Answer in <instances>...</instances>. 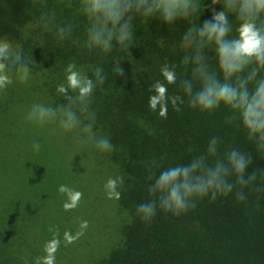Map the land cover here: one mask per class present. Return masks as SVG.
Here are the masks:
<instances>
[{
  "label": "trees",
  "instance_id": "trees-1",
  "mask_svg": "<svg viewBox=\"0 0 264 264\" xmlns=\"http://www.w3.org/2000/svg\"><path fill=\"white\" fill-rule=\"evenodd\" d=\"M49 8L55 7L58 19L75 18L79 26L73 36L77 42L67 40L60 42L51 31L36 28L32 24L36 6L33 0H0V37L8 36L22 48L23 55L30 62L32 74L36 76L35 86L40 88L38 103L53 106L66 103L58 94V84L66 83L65 68L71 61L92 76V70L101 66L107 75L103 90L95 92L92 105L97 111V122L93 131L97 136H108L116 146V151L107 153L105 162L117 166L123 185L118 189L119 200L114 199L117 213L125 223L116 225L118 239L106 245L108 237L104 233V247L97 256L85 257L90 264H264V195L259 201V210L251 209L256 202V195H248V203L236 201L235 194L218 197L212 202L205 198L197 202L195 210L179 217L157 210L151 223H145L136 213V206L147 202L148 186L146 161L155 157L162 159L166 168L171 164H187L193 156L203 154L211 137H219L223 143L219 151L228 146H235L243 151L253 150L242 128L225 123L229 110L221 105L220 109L209 114L180 105L181 111L173 110L168 105L167 118L159 116V108L152 111L149 107L151 85L162 80L160 67L166 61L179 64L185 51L180 42L188 21H177L169 26L159 19L135 22V42L127 49L116 47L107 56L99 50L89 51L83 47L85 39L86 18L78 11V0H44ZM71 7H66L68 3ZM204 6L211 0H202ZM219 10L220 5L216 6ZM210 11L202 8L200 17L207 19ZM193 23L199 20L193 18ZM235 23V21H233ZM209 62L216 66L215 53L206 49ZM121 61L124 75H116L112 69L115 62ZM182 71V66L177 69ZM190 75V73H189ZM179 83V82H178ZM177 85H169V94L179 93ZM34 97L22 95L16 86L10 85L0 93V143L14 136L9 119H18L20 108L26 106ZM40 99V101H39ZM87 122V121H85ZM76 133H65V136ZM72 145L70 139L66 145ZM193 149L189 152V149ZM63 155L65 154L64 148ZM74 155V154H72ZM7 158V155H3ZM46 158V157H45ZM42 161V159H40ZM211 162V158H210ZM41 169L48 176L49 170L55 172V181L67 180L69 168L43 162ZM91 165V164H90ZM114 165V166H115ZM84 169L86 168L83 165ZM113 166V167H114ZM252 167H264V159L257 156ZM249 168V171L252 170ZM95 171V170H94ZM101 171V168L97 170ZM157 175L161 169H154ZM96 172V171H95ZM84 173V172H80ZM79 174V173H77ZM77 174L72 179L77 180ZM89 180V187L94 183ZM84 187L83 179L78 180ZM94 203L89 205L88 216H101L98 210L100 195L90 194ZM67 197H58L54 205L57 216H80L75 208L65 211L63 204ZM24 206V205H23ZM22 210L21 201L0 203V264H36V258L44 256L43 249L47 241L53 239L54 233L34 231L25 223L31 218ZM62 213V214H61ZM103 220H101L102 222ZM109 222L108 220H105ZM103 222L104 232H109L113 225ZM98 224L97 222H95ZM59 231L57 228L54 231ZM87 240L89 247L101 244L102 233ZM102 232V230H100ZM86 236V233H84ZM87 235V236H88ZM60 242L62 236L59 234ZM38 240V241H36ZM39 242V243H38ZM38 243V244H37ZM65 245L61 242L58 255L64 253ZM56 255V253H55ZM67 254H64L66 256ZM71 258V256H69ZM55 264H61L56 261ZM67 264V262H66Z\"/></svg>",
  "mask_w": 264,
  "mask_h": 264
},
{
  "label": "clouds",
  "instance_id": "clouds-1",
  "mask_svg": "<svg viewBox=\"0 0 264 264\" xmlns=\"http://www.w3.org/2000/svg\"><path fill=\"white\" fill-rule=\"evenodd\" d=\"M36 11L32 24L36 28L51 31L60 42L72 40L79 26L75 18L58 19L55 7L49 8L44 0H33ZM217 5L221 8L218 10ZM69 2L66 7H71ZM210 11L202 19V8ZM78 11L87 20L83 47L89 51L99 50L104 55L114 48L127 49L135 42V22L159 19L169 26L177 21H188L180 47L185 55L179 64L166 61L160 67L162 80L150 87L152 111L159 108V116L167 118L168 105L176 112L187 106L200 112L213 113L221 105L229 110L225 123L242 128L253 150L243 151L228 146L221 153L223 141L213 136L208 141L205 153L193 156L187 164H171L164 167L155 157L146 161L148 186L147 202L136 206V213L145 223H151L157 210L179 217L193 211L197 202L205 198L214 202L218 197L235 194L236 201L248 203V193L256 195L251 209L259 210L261 195H264V167H252L256 157L264 159V0H211L204 6L202 0H78ZM193 18L199 20L193 23ZM235 21V23L233 22ZM206 49L215 53L216 66L209 62ZM30 62L23 55L19 44L8 36L0 37V93L14 83L27 84L32 77ZM182 66V71L177 69ZM112 71L124 75L121 61L117 60ZM190 73V75H189ZM107 75L101 66H96L89 76L71 61L65 68L66 83L58 84L56 91L66 103L51 105L34 103L25 119L38 126L58 124L65 133H76L81 144H92L104 153H113L116 146L108 136H97L93 131L97 111L92 105L95 92L103 86ZM179 82V83H178ZM179 93L169 94V85H177ZM87 121V122H85ZM40 142L33 141L32 148L39 152ZM193 149H189L192 152ZM211 158V162H210ZM252 170L249 171V168ZM161 169L157 175L154 169ZM123 177H109L104 184L109 199L119 200L118 189ZM58 193L66 196L65 211L77 208L83 193L66 184H61ZM89 222H80V231L74 236L66 231L64 239L71 244L84 235ZM59 234L44 245L46 255L37 257L36 264H55V253L60 247Z\"/></svg>",
  "mask_w": 264,
  "mask_h": 264
},
{
  "label": "rangeland",
  "instance_id": "rangeland-1",
  "mask_svg": "<svg viewBox=\"0 0 264 264\" xmlns=\"http://www.w3.org/2000/svg\"><path fill=\"white\" fill-rule=\"evenodd\" d=\"M12 75L14 78L12 85L16 86L22 95L29 94L34 99L26 102V106L23 109L20 108L18 119H9V124L15 134L10 139L0 143V203L21 201L22 210H26L31 218L25 225L29 229L31 228L34 234H36V231L41 232L40 234L44 231L57 233L59 231L53 232V230L61 228L58 234L62 236L61 242L65 245V249L64 253H60L59 256H57L58 253L56 252L57 262L61 264H66V262L67 264H90V262H86L85 257L89 259V255L93 254V249L96 250L93 256H97V253L102 251L104 233L108 235L105 243L110 245L119 238L118 233L114 231L116 225L119 226V224L125 223V220L122 221L124 216H121V213H117L114 199H109L104 189V184L108 178L120 177V172L115 164L113 167L108 164L109 162H105L108 159L107 153L101 152L92 144L78 143L76 136L73 134L65 136V132L59 128L58 124H46L41 127L28 122L25 116L30 106L38 103L37 95L40 92V88L34 85L37 81L36 76L32 74L29 82L22 84L15 79L14 73ZM68 139L72 141V145H66L67 148L65 149L63 143L66 144ZM35 140L40 142L39 152L34 151L32 148V143ZM62 148L66 150L64 155L62 154ZM3 155L8 157L5 158ZM43 162H48V164L55 166L58 164L64 169L65 167L69 168L67 169L69 170L68 179L60 182L59 180L55 181L56 174L52 170H49L47 176L46 173L39 169L40 164ZM83 165L86 166L85 169ZM99 168H101L100 172L97 171ZM80 172L84 173L80 174ZM73 174H77V180L71 178ZM86 178L92 179L90 182L95 184L93 188L89 187V180L86 181ZM82 179L84 187L80 186L78 182V180ZM61 184H66L83 193V199L76 208L80 212V216H57L58 213L54 209L57 198L66 197L57 191ZM90 194L92 196L94 194L100 195L98 207L101 210L97 212L98 214H100V211L102 213L101 216H95L94 219H92L93 216H88L89 205L94 203ZM82 220L89 222V226L84 229L86 236H81L75 242L67 244L64 239L65 232L68 231L74 236L80 231V222ZM101 220L103 221L101 222ZM103 222L113 225L108 233L104 232ZM96 231H98L97 233H102L101 244L96 247H89L86 244L90 236H95V239H98ZM43 244L45 243L40 245ZM64 254L67 255L64 256ZM43 255H46L44 249Z\"/></svg>",
  "mask_w": 264,
  "mask_h": 264
}]
</instances>
